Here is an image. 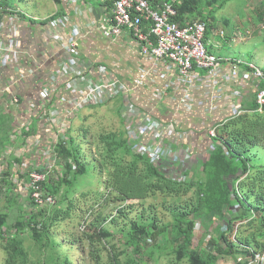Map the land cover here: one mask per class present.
Wrapping results in <instances>:
<instances>
[{"label":"trees","instance_id":"obj_1","mask_svg":"<svg viewBox=\"0 0 264 264\" xmlns=\"http://www.w3.org/2000/svg\"><path fill=\"white\" fill-rule=\"evenodd\" d=\"M54 1L57 5L63 2V0ZM218 1L220 2V0H181L177 8L180 15L191 14L210 25L209 17L213 16V12L212 10L205 12L203 6H210ZM2 7L15 8V4L13 0H0V8ZM26 18L36 22L30 17L26 16ZM47 20L40 23L45 24ZM207 27L208 34L212 28ZM207 41L209 42L208 36ZM50 69L51 66H48L44 71L49 72ZM17 76L16 73L15 78ZM24 82L21 83L22 87ZM38 83L33 82L31 86L36 89ZM246 103V112L232 115L217 127L219 143L202 162L200 168L203 174L199 172L196 179L187 182L168 178L154 166L148 155L135 151L133 143L129 142L124 131L102 133L97 140L90 142L91 146L96 148L98 155L96 168L102 184L105 189L116 193L117 198L125 202L145 200L151 195L162 193L166 196H174L175 199L174 205L170 204L169 208L173 219L168 222L160 223L156 221L157 218H150L151 221L148 222L143 213L139 219L132 220L129 227L123 226L112 232L106 226L108 222L113 226L117 225L121 216H127L126 209H133V206L119 209L118 216L99 217L93 221L88 238L95 247L92 252L95 264H102L103 261L101 249L96 243L103 244V249L109 250L107 264H133L131 256L127 255L122 259L125 249L118 251V244L111 243V240L121 232L125 248L133 247L135 253L144 254L145 250L142 249L147 245L150 227L153 228L154 238L157 239L161 235L166 237L165 248L168 246L171 249L170 264H219L217 255L206 248L205 236L196 244L195 231L201 229L208 231L217 217L223 218L227 214L232 215L227 228L219 233L218 238L210 239L216 253L235 255L239 250H245L251 257H254L255 252L264 254V107L262 111L258 110L256 95ZM13 125L12 120L8 130L12 131ZM17 143L19 147L21 143ZM11 145L14 143L9 133L0 137V155ZM261 152L262 155L259 154ZM59 153L65 159H73L76 168L69 163L66 177L59 179L56 185L45 183L56 195L60 193L63 182L67 183L70 191L76 177L86 172V163L82 158L84 155L80 145L75 143L74 137H71L70 146L59 147ZM12 167L13 164H10V172ZM13 184L12 181H8L9 187L13 188ZM107 192L103 191V194ZM189 194L191 196L184 202L178 200ZM64 196L66 197L65 194ZM39 210L33 212L25 221L26 212H22L21 208L18 216L14 217L15 225L12 229H10L12 224L9 225L10 214L0 213V248H3L7 254V264H38L36 261H31L20 233L26 227L31 228L33 237L39 241L42 239L44 233L48 231L47 227L44 229L43 226L39 229L36 224L39 218L42 219L46 207ZM32 224H35V227ZM87 224L88 217L83 222L86 228ZM196 224H199L198 229ZM52 225L53 223L49 227ZM146 253L152 255L151 250H146ZM250 261L237 264H249ZM152 264H158V260Z\"/></svg>","mask_w":264,"mask_h":264},{"label":"built area","instance_id":"obj_2","mask_svg":"<svg viewBox=\"0 0 264 264\" xmlns=\"http://www.w3.org/2000/svg\"><path fill=\"white\" fill-rule=\"evenodd\" d=\"M79 3L76 10L86 9L89 0H71ZM181 0H98L104 12L96 14L89 19L88 30H99L107 37L119 36L127 33L137 42L140 53L150 59L154 67L159 64H170L175 67L183 81H191L197 68L205 70L207 75L217 77L222 72L225 64H231V76L240 75V66L244 61L217 56L208 48L207 24L191 14L180 15L177 4ZM28 13L17 8H0V64L9 66L16 71L18 76L5 88L0 87V100L2 95L14 86H20L33 69H26L22 65V57L25 53L21 38V25L19 22L25 20ZM72 23V20L69 21ZM71 30L68 19L65 17H51L45 23V33L49 42L57 44L63 51V59L60 60L55 69L48 74V82L43 87L40 97L41 108L35 113V106L31 105L27 111L28 119L20 131L11 134L14 145L7 147L0 155V189L3 181H23L26 189V200L24 206L32 214L40 208H47L56 204L55 194L45 185L57 183L64 178L68 171V164H74L73 159H65L59 153L60 146H70V130L77 113L88 104L98 105L122 96L128 87L121 80L112 77H94V72L80 55L81 33L75 28ZM225 35V31H221ZM254 74L261 79L263 84L256 93L258 110L264 107V70L255 63L248 64ZM102 69L103 67L100 66ZM147 73L140 74L135 80L136 85H142L147 78ZM61 77L68 80L65 84L66 90L77 93L71 101L70 108L59 109L54 101V93L58 87ZM13 101L20 103L17 95ZM54 101V102H53ZM125 113L130 117L129 141L133 143L136 152L146 154L151 158L155 167L163 170L165 175L179 182L192 180L187 164L182 160L180 153L167 145H155L145 147L141 138L145 134L167 130L169 134L175 129L172 123H166L159 118L153 117L131 102H125ZM240 107L234 110V115L246 112ZM44 121V122H42ZM48 130L49 138L36 136L35 140L28 141L29 133L32 134L34 125ZM218 127V126H217ZM217 127L210 129L209 134L219 142ZM25 132V133H24ZM34 136V135H32ZM136 139V140H135ZM50 141V142H49ZM16 151L14 147H18ZM138 142V143H136ZM14 148V150H13ZM26 150V155L19 157L21 150ZM6 153L13 161L11 172L7 159H2ZM33 153L35 156L29 157ZM12 154L14 157H12ZM28 157V158H27ZM28 161V162H27ZM27 162V163H26ZM20 164H23L21 167ZM26 164L27 168L24 167ZM175 164V167L172 165ZM35 227V224H32ZM36 227L43 228L40 220ZM199 224L196 225V228ZM85 229L83 225L82 230ZM251 263L264 264V254L254 253Z\"/></svg>","mask_w":264,"mask_h":264},{"label":"crops","instance_id":"obj_3","mask_svg":"<svg viewBox=\"0 0 264 264\" xmlns=\"http://www.w3.org/2000/svg\"><path fill=\"white\" fill-rule=\"evenodd\" d=\"M77 5L79 3L63 0L61 5L55 4V10L50 17L37 19V16H30L36 22L27 18L19 22L25 50L22 65L26 69H33L34 73L25 80L23 87L21 85L14 86L2 95L0 109L8 104L4 100L10 103L15 95H18L19 98L22 97L18 106L11 105L9 108L16 120L15 127L18 128V131L28 119L27 111L30 110L31 105L35 106V113L40 110V94L49 78L48 72L44 70L48 66L55 69L63 59L62 49L57 44L48 41L45 24L40 22L58 14L59 17L68 19V26L71 30H74V25L75 28L78 27L77 30L80 31L78 36L84 31L80 38V55L92 68L94 77L119 79L128 87L122 96L98 105L88 104L82 110L88 107L90 111V107L100 105H109L111 108L114 105H121L122 102L125 107V102L129 101L147 114L166 123H172L175 129L171 134L167 130L161 133L157 131L156 134L150 132L140 140L145 147H153L157 144L172 147L180 153L186 164L188 163L187 159H192L194 164L191 167L193 171L191 176L193 175L192 179H196L199 172L203 174L202 168H200L202 162L219 143L210 136V129L227 121L234 115L236 108L245 109L246 102L255 98L259 87L263 84L248 66V64L257 63L239 58L244 61V64L240 66L239 76L232 77L231 64H225L222 72L214 79L207 75L205 70L197 68L192 80L185 82L176 68L170 64L158 63V66L154 67L152 61L140 53L139 46L131 35L124 33L119 36L107 37L99 30H88L89 19L104 12V8L101 7L98 0H89L90 7L87 6L83 10H76ZM70 20L72 23L69 22ZM230 32L231 38L234 34L233 29ZM207 36L208 43H210L208 47L211 52L216 54L214 49L222 46L219 40L224 37L220 35V31L213 28ZM216 55L224 57L220 54ZM100 66L103 68L101 69ZM142 73H147V78L142 85H136L135 80ZM15 74L16 71L11 67L0 64V87L5 88L11 84ZM67 80L66 77H61L54 93V101L59 109L70 108L72 99L77 96V93L66 90ZM33 82H39L38 88L34 89L31 86ZM123 109L120 108V112L118 111L117 114L120 116L121 122L124 123L122 126L127 132L126 128L130 126V117ZM42 122L38 127L34 125L32 132L34 135L37 133V136L44 137L47 141L48 130L41 127ZM14 148L16 151L20 149L19 147ZM28 156L33 157L35 154L29 153ZM12 157H14L13 154Z\"/></svg>","mask_w":264,"mask_h":264},{"label":"rangeland","instance_id":"obj_4","mask_svg":"<svg viewBox=\"0 0 264 264\" xmlns=\"http://www.w3.org/2000/svg\"><path fill=\"white\" fill-rule=\"evenodd\" d=\"M13 4H15V8L28 13L29 17L37 16V19H39L40 17H50L55 10L56 3L54 0H13ZM203 10L205 12L212 10L213 12V16L209 17L212 25L207 26L220 31V35L222 30L225 31V35H221L224 38L219 40L222 46L214 49L216 54L230 58H241L246 61H255L264 70V0H220V2H215L210 6L204 5ZM232 29L234 34L230 38ZM226 34L227 37L225 38ZM242 36L244 37L242 38ZM4 102H8V104L0 109V137L8 133L11 137V134L18 131V128L15 127L16 120L9 108L11 105H18L13 100L10 103L5 100ZM109 107V105L92 106L90 111L87 107L78 112L73 120L70 136L74 137L75 143L81 147L84 155L82 158L86 163V172L76 177L70 191L67 183L63 182L60 193L58 195L55 194V198H57L56 204L47 207L43 211L42 219L39 218L38 220L43 222L44 229L47 227L48 231L44 233L40 241L33 237L31 228L26 227L20 233V236L24 238V247L33 262L36 261L38 264H95V257L92 254L95 247L91 245L88 238V234L92 231L90 225L99 217L118 216L121 208L133 206V209H126L128 211L127 216H121L117 225L113 226L111 222L106 224L112 232L123 226L129 227L131 221L139 219V216L143 213L148 222L151 221L150 218H157L156 221L160 223L173 219L169 208L170 204L174 205V196L157 193L145 200L136 199L125 202L117 198L116 193L105 189L104 184H102V179L96 168V156L98 155H96V148L92 147L90 142L97 140L102 133L111 131L125 132V128L122 126L123 122H121L120 116L117 114L118 111L120 112V108L121 110L122 108L125 109L123 102L121 105ZM12 120L13 129L15 130L12 129L11 131L8 130V126ZM131 128H126L128 138L130 136L129 129ZM32 135H34L33 132L27 136V142L32 143L37 133L34 136ZM25 151V149L21 150L19 157L25 156ZM259 154L262 155V152ZM2 159H7L8 164H13V161L8 158L6 153L2 156ZM191 160L187 159V167L190 173L193 172L191 167L194 164V161ZM20 166L22 167L23 164H20ZM172 166L175 167V164ZM24 167L27 168L26 164ZM14 172V170L12 172L8 170L6 176ZM162 172L165 173L163 170ZM71 176L69 177L71 178ZM8 181V179H5L2 183V189H0V213L10 214L12 219L9 218V225L12 224L10 227L12 229L15 225L14 217L18 216L21 208L22 212H26L25 221L29 219L31 214L28 212L31 211L24 206L26 200L29 199L25 196L24 182L11 180L14 183L13 188H11L8 185ZM103 191L108 192L104 195ZM190 196L191 194L184 195L178 200L184 202ZM87 217V228L85 226L86 230H82L83 222ZM231 217L232 215L230 214L223 218L217 217L208 231L205 232L204 229L195 231L196 244H198L199 239L205 236L207 241L206 248L217 255L219 264L244 263L253 258L245 250H239L238 254L235 255L216 253L214 244L210 242L211 238H218L219 233L227 228ZM52 223L53 225L49 227ZM152 232L153 228H148L147 245L145 249H142L145 250L144 254L135 253L133 247L125 248L121 232L116 234L115 239L111 240V243L118 244V251L124 248L125 254L122 255V259L127 255L131 256L133 264H152L155 260H158V264H170L171 249L168 246L165 248L166 237L161 235L156 239L152 236ZM96 245L101 249L102 264H107L109 262V250H104V245L101 243H96ZM158 247H163V249H158ZM146 250H151L152 255L146 253ZM6 256V252L3 248H0V264H7ZM249 264L258 263L250 262Z\"/></svg>","mask_w":264,"mask_h":264}]
</instances>
